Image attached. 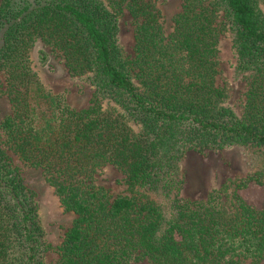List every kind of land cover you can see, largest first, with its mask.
Masks as SVG:
<instances>
[{
    "label": "trees",
    "instance_id": "trees-1",
    "mask_svg": "<svg viewBox=\"0 0 264 264\" xmlns=\"http://www.w3.org/2000/svg\"><path fill=\"white\" fill-rule=\"evenodd\" d=\"M110 1L136 19L133 59L119 43L117 16L99 0H0V72L12 106L0 124L4 145L42 169L64 210L77 215L57 264H264V211L236 193L229 206L218 191L179 198L186 150L264 154L261 0H184L169 35L152 0ZM220 9L233 30L236 72L250 80L243 116L216 84ZM36 42L87 77L108 108L99 101L75 110L46 91L29 58ZM106 165L145 200L95 185ZM251 181L261 179L241 186ZM35 197L0 147V264H47Z\"/></svg>",
    "mask_w": 264,
    "mask_h": 264
},
{
    "label": "rangeland",
    "instance_id": "rangeland-1",
    "mask_svg": "<svg viewBox=\"0 0 264 264\" xmlns=\"http://www.w3.org/2000/svg\"><path fill=\"white\" fill-rule=\"evenodd\" d=\"M106 5L119 20V43L129 59L135 56L136 19L126 7H114L110 0H99ZM161 14V22L166 35L174 30V19L182 12L184 0H152ZM264 12V0L260 1ZM218 27L222 30L217 55L218 75L216 84L227 95L226 105L230 106L238 116L245 114L247 92L249 91L248 75L238 74L237 55L233 46V30L225 12L220 9ZM223 28V29H222ZM1 45V38H0ZM29 58L33 71L37 74L46 91L62 97L75 110H87L98 106L100 95L87 77L72 74L67 68L59 52L42 42H36ZM6 74L0 72V124L12 113V106L5 93ZM104 109L109 104L102 102ZM4 135L0 128V147L6 149L14 168L18 169L25 186L35 194V200L42 214L43 225L48 241L45 254L47 264H57L60 260V247L67 231L72 227L77 215L67 212L62 207L55 189L47 182L42 169L27 166L17 154L4 145ZM182 180L179 198L182 201L206 200L211 193L218 191L222 201L230 205L236 193L242 200L258 211H264V154L254 149L227 148L224 150H186L180 161ZM260 178V182L251 181L242 187L241 183L248 177ZM95 185L104 187L113 196L133 197L139 195L129 188L126 176L113 166L106 165L99 170L94 180ZM163 207L169 201L163 197L155 199ZM128 264H149L147 259L131 261ZM243 264H250V260Z\"/></svg>",
    "mask_w": 264,
    "mask_h": 264
}]
</instances>
